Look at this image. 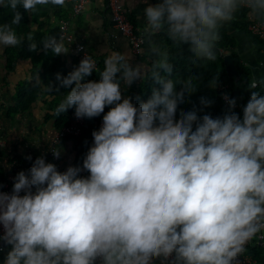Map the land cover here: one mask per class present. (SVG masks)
Returning a JSON list of instances; mask_svg holds the SVG:
<instances>
[{
	"label": "clouds",
	"instance_id": "clouds-1",
	"mask_svg": "<svg viewBox=\"0 0 264 264\" xmlns=\"http://www.w3.org/2000/svg\"><path fill=\"white\" fill-rule=\"evenodd\" d=\"M138 2L147 5L148 62L133 65L130 52L112 51L99 81L82 82L96 72L87 55L66 76L56 74L57 92L71 88L57 115L74 109L77 119H92L110 110L92 133L82 168L60 172L38 157L17 174L10 194L0 192V241L11 246L4 264H239L246 245L264 233V93L251 91L242 119L227 94L222 117L193 109L177 118L192 91L187 84L176 90L179 82L168 78V47L153 39L163 33L173 45H188L197 59L214 61L222 27L242 10L264 24V0ZM65 3L0 0L12 11L10 22L0 24V51L23 42L15 27L21 10ZM42 48L68 53L62 37H46ZM36 50L30 43L29 51ZM145 79L162 89L137 106L122 88ZM201 105L211 102L201 98Z\"/></svg>",
	"mask_w": 264,
	"mask_h": 264
},
{
	"label": "crops",
	"instance_id": "crops-1",
	"mask_svg": "<svg viewBox=\"0 0 264 264\" xmlns=\"http://www.w3.org/2000/svg\"><path fill=\"white\" fill-rule=\"evenodd\" d=\"M156 0H149L154 4ZM128 13L140 33L145 34L146 21L143 18V8L147 5L139 3L138 0H122ZM27 30L22 37H27L29 33L32 37L39 35L44 39L54 36L59 39V26L61 21L69 23L70 33L80 41L85 49L102 63L112 51H128L133 55V65L148 62L141 56H136L129 44V41L121 36L114 29L111 14L107 7V0H92L86 5L84 11L74 16L73 4L66 0L63 7L52 4L39 5L37 11L28 13ZM236 40V48L227 50L224 55L235 53L241 65L250 71V82L258 85L264 82V45L256 44L251 36L245 32L232 33ZM67 54L54 55L51 51L40 50L39 53L50 54L51 59H45L46 65H37L33 58L24 57L22 43L16 47L4 48L0 51V109H12L16 106L15 97L18 88L23 83L30 85H40L41 95L32 104L26 113L12 112L8 116L1 110L0 116V175H4L9 184L14 183V179L21 171L25 173L31 168L35 159L44 157L46 163L55 164L57 170L65 172L68 167H72L76 157V144L70 139H65L58 150L61 155L59 159H51L48 151L52 145V140L56 132L55 120L50 119L67 95V90L59 95H49L46 93V83L42 79V72L45 69H52L55 65H60L58 71L62 76H66L74 68L78 67L80 59L73 47L65 43ZM10 61L13 68L10 70ZM102 68V70H103ZM39 71V72H38ZM47 74V73H46ZM48 76L49 73H48ZM53 77H47V81ZM235 80V79H234ZM83 82V81H82ZM143 81H136L127 89L122 88V95L130 97L131 91ZM238 85L230 93V99L236 100V108L243 109L251 97L245 81L238 80ZM110 110L105 108L106 114ZM49 118V119H48ZM3 145V146H2ZM31 157V159H28ZM157 260L153 264H157Z\"/></svg>",
	"mask_w": 264,
	"mask_h": 264
},
{
	"label": "trees",
	"instance_id": "trees-1",
	"mask_svg": "<svg viewBox=\"0 0 264 264\" xmlns=\"http://www.w3.org/2000/svg\"><path fill=\"white\" fill-rule=\"evenodd\" d=\"M156 3V2H155ZM22 12V20L21 23L16 27L18 35L21 37L23 33L27 30V21H28V13ZM128 14V13H127ZM129 16V15H128ZM12 18V11L8 7H0V24L10 22ZM131 22L136 26L134 19L129 16ZM247 18L246 12L243 10L238 15L237 19L231 24H226L221 29V39L216 43L214 51L216 55V59L214 61H208L204 59H197L189 49L188 45H173L170 41L167 40V37L161 33L157 36H154L153 39L163 45H166L170 54V63L173 65V72L169 79H173L174 82L178 81L177 91L180 90V86L185 84L189 85L192 93L186 94L184 98V102L178 105L177 109V118H179V113L181 111L188 112L195 109L197 111L198 116H203L205 114H210L213 118L222 117L228 110L229 106L224 101L222 93L220 92V87L228 86V93L230 94L233 89L236 88L238 82H235L234 78H230L228 75L225 63L223 59V51L234 50L236 48V40L233 37L232 33L234 32H245L251 36L253 41L256 44L263 45L258 39L253 37L248 31L247 27L244 23V20ZM137 27V26H136ZM22 47L24 57L33 58L37 65H46L44 62L47 58L51 59L50 54L39 53L42 48V42L44 38L37 35L32 41H29L27 37H22ZM145 44L143 47L142 56L145 59H149L147 55L148 50V42L147 37L144 35ZM36 43L37 50L29 51V44ZM233 58L235 60L236 67L240 74V81H245L246 87L249 89L250 93L252 90L264 93V82L259 84L256 89H250V71L247 68H244L236 54H233ZM99 71H102V63H99ZM13 68V62L10 61L9 69ZM60 69V65H55L50 71L45 69L42 72V79L45 80L46 85V93L49 95H59L61 92L67 90V93L71 91V88H59V91H56V88L59 87L58 82L56 81V74ZM39 72V71H38ZM47 73V74H46ZM48 73L50 76H48ZM98 73H92L91 76L86 77L85 81H90L94 78H97ZM47 77H53L52 79L47 81ZM217 80L216 87L211 86L212 81ZM50 84L53 86V92L48 91V87ZM74 87V85H73ZM153 89L161 90L162 86L159 84L150 81V79H145L139 85H137L130 93V97L132 98V102L135 105H139L141 102H147L151 96ZM40 85H30V83L26 82L19 86L15 102L16 106L12 109L1 108L4 111V114L8 116L12 112H21L26 113L31 108L32 104L38 99L41 95ZM201 98H205L211 102L210 107H203L201 105ZM74 109H69L63 114L57 115L56 111L49 118L55 120L56 130L63 128L71 122V116L74 114ZM233 111L239 115L242 119L243 109L234 108ZM1 116V114H0ZM98 117L87 119L88 128L84 130L83 135L79 141L76 139L68 138L75 142L76 144V157L72 166H80L82 168L83 159L85 158L89 148L93 146V131H98L100 127L97 125V121L100 119ZM48 118V119H49ZM82 177H87L89 173L86 171H82L80 174ZM8 182L4 175H0V186L4 187ZM11 250V246L9 247V251ZM250 256L254 260L258 262V264H264V243L263 245L255 244L246 248V251L240 256ZM7 254L0 255V264H4V260Z\"/></svg>",
	"mask_w": 264,
	"mask_h": 264
},
{
	"label": "built area",
	"instance_id": "built-area-1",
	"mask_svg": "<svg viewBox=\"0 0 264 264\" xmlns=\"http://www.w3.org/2000/svg\"><path fill=\"white\" fill-rule=\"evenodd\" d=\"M69 1H71L73 4L74 16H78L84 11L86 5L89 4L92 0ZM107 7L111 14V20L114 29H116V31H118L121 36L125 37L129 41L132 51L136 56H142L143 47L145 44L144 34L140 33L138 28L131 22L127 11L122 3V0H107ZM244 23L247 27V31L264 45V24L249 20L248 17L244 20ZM59 37H62L65 43L73 47L80 61L85 57V55L91 56L96 61L95 73H99L100 67L98 59L90 55V53L85 49L84 45L70 33L69 23L67 21L60 22ZM221 52L224 56L225 51L222 50ZM92 80L99 81V75L97 76V78H94ZM228 89V86H222L219 90L222 93L223 97L225 94H227L230 99V94L227 92ZM99 118L100 119L96 123L99 127H101L103 115H100ZM87 128V119H77L73 114L71 116V122L68 125L64 126L59 130H56L52 140V145L48 151V156L51 159H54L55 157L53 155V152L58 150V146L65 139L73 138L76 139V141H79L84 133V130ZM58 171L63 172L62 170ZM13 184L8 183L4 187L0 186V192L10 194L13 189ZM21 195H23V193H21ZM2 233L3 229L2 226H0V235H2ZM263 243L264 233H261L258 234L257 237H255L252 241H250L248 245H246V248L255 244L263 245ZM9 247V245H6L3 241H0V255L7 254L9 252ZM238 260L239 264H258L256 260L247 255L239 256ZM157 264H161V260L158 259Z\"/></svg>",
	"mask_w": 264,
	"mask_h": 264
},
{
	"label": "water",
	"instance_id": "water-1",
	"mask_svg": "<svg viewBox=\"0 0 264 264\" xmlns=\"http://www.w3.org/2000/svg\"><path fill=\"white\" fill-rule=\"evenodd\" d=\"M223 59H224L226 71H227L228 75L230 76V78H234L235 82L240 80V74H239L238 69L236 67L235 60H234L233 56L230 54L224 55Z\"/></svg>",
	"mask_w": 264,
	"mask_h": 264
}]
</instances>
